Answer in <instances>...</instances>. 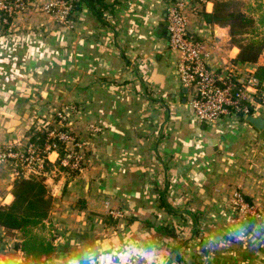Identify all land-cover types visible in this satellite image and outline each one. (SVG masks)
Instances as JSON below:
<instances>
[{
  "label": "crops",
  "instance_id": "0c3cea01",
  "mask_svg": "<svg viewBox=\"0 0 264 264\" xmlns=\"http://www.w3.org/2000/svg\"><path fill=\"white\" fill-rule=\"evenodd\" d=\"M55 1L10 16L0 0V153L70 105L69 124L91 151L54 184L56 250L41 264H264V219L245 222L229 201L240 189L264 214V129L232 117L199 122L181 54L166 42L167 10L183 1L188 32L210 46L208 64L235 60L228 28L204 17L213 0H103L101 15L75 0L68 23L43 9ZM263 63L238 67L254 73ZM254 115L264 117V105ZM16 162L0 158V205L13 200ZM17 241L0 226V264H27Z\"/></svg>",
  "mask_w": 264,
  "mask_h": 264
},
{
  "label": "built area",
  "instance_id": "2783aa9c",
  "mask_svg": "<svg viewBox=\"0 0 264 264\" xmlns=\"http://www.w3.org/2000/svg\"><path fill=\"white\" fill-rule=\"evenodd\" d=\"M184 6L183 1H177L168 8L166 42L170 49L181 54L177 64L180 83L187 89L197 120L207 125H216L224 117L246 120L247 116L257 112V107L264 105V94L260 96L261 100L257 99L259 80L253 72L240 71L235 60L227 63L221 70L213 69L206 61L209 55V44L193 37L187 30L188 17L184 12ZM24 7L23 1H17L14 4L7 2L2 5L10 16ZM72 8V0H57L43 6L45 11L54 15L62 23H68ZM66 108L57 113L58 122H64L71 131L73 129L69 124V113L75 110V106L70 105ZM90 128L98 130L96 125H91ZM72 133L68 131L59 133L53 129L50 135L58 136L65 142L71 143L73 149L66 152L62 164L81 170L86 157V151L83 148L86 147L87 141L78 140ZM29 148L28 154L24 156L20 155L17 149L14 153L15 150L9 146L7 150L1 151L0 158L6 160L23 156L25 158L24 170L23 167L22 170L16 167V173L20 175L24 174L28 165L31 171L42 172L49 161L50 152L57 151L56 145L45 146L47 154H37L32 151L34 149L32 146ZM229 201L241 219L251 217L260 220L264 218L263 212L250 202L240 189L233 191Z\"/></svg>",
  "mask_w": 264,
  "mask_h": 264
},
{
  "label": "trees",
  "instance_id": "16d2710c",
  "mask_svg": "<svg viewBox=\"0 0 264 264\" xmlns=\"http://www.w3.org/2000/svg\"><path fill=\"white\" fill-rule=\"evenodd\" d=\"M17 1L24 0H7L8 3L13 4ZM85 1L98 15H101V10L99 11L97 6L103 5V0ZM213 2L212 12H205L204 17L208 23L228 28L230 44L239 49L235 61L237 63L259 62L264 56V33L259 29V25L264 22V0H256V5L246 0H213ZM72 3V11L75 5L81 6L75 0H72ZM254 11H257L259 17L254 14ZM0 16L4 18L7 13L0 10ZM7 25L8 23L6 27ZM254 75L259 80L257 99L261 100L260 96L264 94V63L258 66ZM30 133L29 142L40 144L37 147L45 148L47 142L57 144L59 158L55 163L48 161L47 170L58 167L60 170L70 172L67 174L68 178L78 173H71L68 167H63L61 164V159L66 154V148L61 139L49 138V129L46 127L33 128ZM42 172L34 173L30 177L18 175L13 185V200L9 204L0 205V226L5 229L8 236L18 238L16 249L23 253L27 264L44 263L53 256L56 250L54 242L56 233L51 224L47 227L54 205V197L49 191ZM251 219L253 218L248 217L242 220L247 222ZM106 221L112 224L117 220L107 216ZM171 231L168 227H163V232L171 233Z\"/></svg>",
  "mask_w": 264,
  "mask_h": 264
},
{
  "label": "rangeland",
  "instance_id": "374dc122",
  "mask_svg": "<svg viewBox=\"0 0 264 264\" xmlns=\"http://www.w3.org/2000/svg\"><path fill=\"white\" fill-rule=\"evenodd\" d=\"M32 1V0H31ZM247 2H253L254 3V5H256V0H246ZM24 3H25V6H26V3H28V2H30V0H24L23 1ZM254 14L257 16V17H259L258 15H257V11H254ZM260 18H261V16H260ZM259 29H260V31L261 32H263L264 33V22L263 23H261L260 25H259ZM43 126H41V128H42ZM46 129H49V138H59L60 139V137H58V136H51L50 135V132L53 130V129H56L59 133L60 132H66V131H68V132H70V133H72V134H75L76 135V137L78 138V140H81V137L75 132V130L73 129V130H71L70 131V128H69V126H66L65 124H64V122H58V118L56 117V116H53L51 119H50V123L49 124H47L46 125ZM62 140V139H61ZM81 141H83V140H81ZM62 143H63V145H65V148H66V152H68V151H71L73 148H72V146H71V143H69V142H65L64 140H62ZM38 145H40V144H34V143H30V142H28L27 144H24L20 149H17V152L18 153H20V155L22 154V155H24V156H26L27 154H28V150L30 149L29 147L30 146H32L34 149L32 150L33 152H35V153H39V154H47V153H45V149L46 148H40V147H37ZM47 145H57V144H52L51 142H47V144L45 145V146H47ZM73 145V144H72ZM9 146L10 147H12L14 150H15V148H14V146L13 145H8V146H6L3 150H7L8 148H9ZM90 145H86V147H84L83 148V150H85L86 151V156H87V154H89L90 155V153H91V151H90ZM12 149V150H13ZM57 149H58V147H57ZM65 152V153H66ZM14 153H16V150L14 151ZM63 158H64V156L62 157V159H61V164H62V160H63ZM86 158L87 157H85V159L83 160L84 162H83V168L86 166V164H85V162H86ZM14 160H16L17 162L16 163H18L19 164V166L17 165V168L19 169V170H22V167H23V170H24V165H23V163H24V161H25V158L23 157V156H21V157H19L18 156V158H13ZM50 161V160H49ZM69 162H70V159H69ZM63 165V167H68L69 169H70V171H71V173H76V172H79V169H76V168H72L70 165H64V164H62ZM26 167V166H25ZM30 167V165H28L27 167H26V170H25V172H24V174H20V175H24L25 177H30L32 174H34V173H39V172H33V171H31L32 169H30L29 168ZM29 168V169H28ZM44 169H46V171L45 170H43V171H45V172H42V176H44V178H45V181H46V184H47V180L49 179V178H53V181H52V184L49 186L48 185V188H49V191L51 192V194L53 195V197H54V191H55V186H54V184L56 183V182H58L59 180H61V177H67V174H70V172H66V171H64V170H60V168L58 169V167H54L53 169H48L47 170V168H46V165H45V168ZM238 217L240 218V216L238 215ZM260 219H264V218H260Z\"/></svg>",
  "mask_w": 264,
  "mask_h": 264
},
{
  "label": "water",
  "instance_id": "95a60500",
  "mask_svg": "<svg viewBox=\"0 0 264 264\" xmlns=\"http://www.w3.org/2000/svg\"><path fill=\"white\" fill-rule=\"evenodd\" d=\"M246 120L252 123L257 128L261 130L264 129V117L263 116L249 115L246 117Z\"/></svg>",
  "mask_w": 264,
  "mask_h": 264
}]
</instances>
